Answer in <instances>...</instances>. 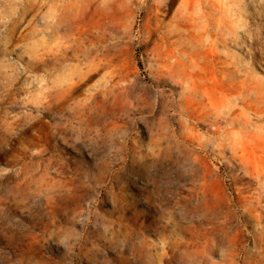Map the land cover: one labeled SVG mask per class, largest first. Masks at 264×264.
<instances>
[{
    "label": "clouds",
    "instance_id": "9594fccd",
    "mask_svg": "<svg viewBox=\"0 0 264 264\" xmlns=\"http://www.w3.org/2000/svg\"><path fill=\"white\" fill-rule=\"evenodd\" d=\"M0 264H264V0H0Z\"/></svg>",
    "mask_w": 264,
    "mask_h": 264
}]
</instances>
